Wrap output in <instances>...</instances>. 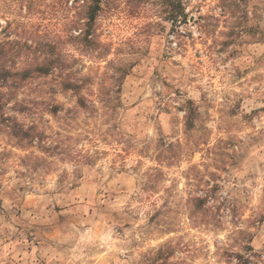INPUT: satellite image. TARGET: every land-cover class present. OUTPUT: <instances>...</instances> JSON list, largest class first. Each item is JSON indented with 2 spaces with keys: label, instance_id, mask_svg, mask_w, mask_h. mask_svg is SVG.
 I'll list each match as a JSON object with an SVG mask.
<instances>
[{
  "label": "rangeland",
  "instance_id": "374dc122",
  "mask_svg": "<svg viewBox=\"0 0 264 264\" xmlns=\"http://www.w3.org/2000/svg\"><path fill=\"white\" fill-rule=\"evenodd\" d=\"M82 5L0 0L8 64L52 49L86 103L11 90L0 264H264V0H104L86 45Z\"/></svg>",
  "mask_w": 264,
  "mask_h": 264
},
{
  "label": "trees",
  "instance_id": "16d2710c",
  "mask_svg": "<svg viewBox=\"0 0 264 264\" xmlns=\"http://www.w3.org/2000/svg\"><path fill=\"white\" fill-rule=\"evenodd\" d=\"M82 1L83 5L81 8L86 9L84 10L85 12L83 11L85 18H83L84 24H82V26L84 29L74 37V39L78 40L79 43L86 45L87 43L94 41V24L104 0ZM176 1L177 0H162V4L172 8V10L169 11L171 17H178L180 15V8H176L175 5ZM6 39H8V36H5L4 40L0 41V88H6L10 93L7 94L0 90V125H7V123L12 121V118L7 116L5 112L6 106L13 96L11 90L21 88V85L31 79L50 76L54 73H58L57 76L61 81L60 84L62 90L73 92L74 96L78 97V105L82 108L86 107L85 100L83 96H81V90L84 88L82 86L83 81L78 78H73V72L71 74L64 73L68 66H66L60 56L55 57L54 50L49 49L44 51L42 60L37 59L36 61H33L32 64L17 68L15 64L9 65L8 63L11 62V59L14 56L20 57L23 50L29 51L30 45L27 40H25L23 46H21L19 45V42L12 43L8 42ZM37 50L40 51V47ZM53 111L56 112L57 107H54ZM19 128L20 134L18 133L16 137H19L18 139H20V141L33 142L37 138L33 128L29 127L27 130H23L24 128L22 127Z\"/></svg>",
  "mask_w": 264,
  "mask_h": 264
}]
</instances>
